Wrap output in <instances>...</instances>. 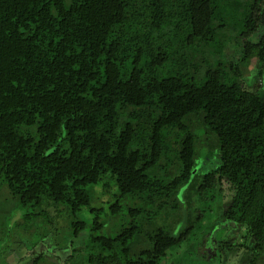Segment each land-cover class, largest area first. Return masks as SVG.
I'll return each mask as SVG.
<instances>
[{"label":"trees","instance_id":"1","mask_svg":"<svg viewBox=\"0 0 264 264\" xmlns=\"http://www.w3.org/2000/svg\"><path fill=\"white\" fill-rule=\"evenodd\" d=\"M231 46L239 55L226 72ZM252 62L264 68V0H0V179L21 208L65 206L74 237L89 209L87 264H161L199 228L143 236L137 220L178 212L213 138L218 165L196 200L229 186L222 216L252 241L255 264L264 258V97L242 87ZM99 187L113 217L128 197L141 203L112 237L98 235ZM139 237L145 246L132 254Z\"/></svg>","mask_w":264,"mask_h":264},{"label":"rangeland","instance_id":"2","mask_svg":"<svg viewBox=\"0 0 264 264\" xmlns=\"http://www.w3.org/2000/svg\"><path fill=\"white\" fill-rule=\"evenodd\" d=\"M226 34L238 36V32L233 28H228ZM238 55L237 47L227 48L224 57L221 58L227 66L224 71L228 72L229 63L236 62ZM210 68H213V64ZM241 83L244 89L260 93L264 97V68L261 64L252 62L245 67ZM197 127L202 126L197 123ZM197 132L202 138L204 128H200ZM202 148L204 151L207 148V153L204 154L205 161L202 159L198 161L191 182L181 190L179 194L181 207L178 212L169 214L163 212L149 222L138 219L137 223L142 225L143 236L157 229L175 234L187 226L199 228L188 247L169 251L167 258L161 264H249L253 256L250 252L253 248L252 241L247 238L241 227L225 220L222 216L224 207L228 206L232 197L229 186L224 183L221 186L222 193L218 190L215 193L205 194L204 201L196 200L197 188L203 175L218 165L216 141L210 138L206 143L203 142ZM92 189L88 188L91 193ZM110 200L109 195L102 194L100 187L94 190L91 207L102 209L100 221L103 228L98 235L105 237L114 236L122 225L128 223L126 211L130 207L141 205L139 201L128 197L120 202L122 211L113 217L106 205ZM44 211L41 216L32 217L30 222L23 219V215L28 213L36 215ZM54 214L56 216L52 217ZM198 215L202 217L199 221ZM77 219L83 221L86 226L77 237H74L70 228L72 217L65 206H52L48 209L44 206L21 208L17 200L9 195L0 179V264H33L32 261H36V264H87L84 260L83 248L90 236L92 214L89 209H83L77 214ZM143 246H145V238L139 237L131 243L129 249L135 254L140 248H144ZM71 255L72 258L69 259ZM263 259V256L260 257L255 264H262Z\"/></svg>","mask_w":264,"mask_h":264}]
</instances>
